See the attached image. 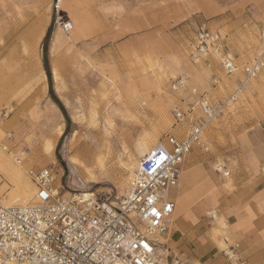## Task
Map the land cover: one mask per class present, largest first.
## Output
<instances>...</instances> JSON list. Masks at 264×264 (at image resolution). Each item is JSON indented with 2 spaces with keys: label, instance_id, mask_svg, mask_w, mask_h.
Wrapping results in <instances>:
<instances>
[{
  "label": "rangeland",
  "instance_id": "1",
  "mask_svg": "<svg viewBox=\"0 0 264 264\" xmlns=\"http://www.w3.org/2000/svg\"><path fill=\"white\" fill-rule=\"evenodd\" d=\"M201 23L222 34L242 66L261 50L264 0H0V151L11 159L25 151L26 171L52 168L56 185L69 190L78 179L90 177L68 161V145L75 135L79 142L73 153L80 152L94 173L92 182L81 187L119 201L133 179L119 161L126 154L142 158L140 137L153 148L168 134H187L188 125L176 123L175 111L185 110L194 98L172 90L173 79H187L214 100L228 97L237 86L235 75L225 73L216 55L199 56L196 37ZM51 25L48 58L54 95L43 62ZM233 37L245 43L246 51L238 53L228 44ZM162 73L167 78L160 77ZM262 118L264 71L210 124L204 135L210 151H192L189 165L201 169L202 179L206 173L225 177L216 169L228 168L227 146ZM226 121L231 126L213 139L212 126ZM46 141L53 144L47 155ZM105 151L108 164L101 171L94 164ZM19 191L24 201L33 197L32 190ZM178 191L181 188L173 194Z\"/></svg>",
  "mask_w": 264,
  "mask_h": 264
},
{
  "label": "built area",
  "instance_id": "2",
  "mask_svg": "<svg viewBox=\"0 0 264 264\" xmlns=\"http://www.w3.org/2000/svg\"><path fill=\"white\" fill-rule=\"evenodd\" d=\"M260 40L262 47L255 58L239 66L222 34L206 23L199 25V56L216 55L227 75L241 68L242 78L233 93L219 100L183 77L173 79L172 90L194 98L185 110L175 111L176 123L188 125L187 134H168L144 155L119 201L99 196L92 187H81V179L66 190L56 185L54 169L29 168L27 175L35 186L33 198L27 203L0 204V264H192L169 253L176 209L173 192L179 187L188 155L196 149L210 151L204 136L208 126L264 71V24ZM25 155V151L17 152L12 160L20 164ZM216 170L223 176L230 174L224 166ZM231 253L225 251L228 257Z\"/></svg>",
  "mask_w": 264,
  "mask_h": 264
},
{
  "label": "crops",
  "instance_id": "3",
  "mask_svg": "<svg viewBox=\"0 0 264 264\" xmlns=\"http://www.w3.org/2000/svg\"><path fill=\"white\" fill-rule=\"evenodd\" d=\"M227 42L238 53L246 51L245 43L237 37ZM57 74V78L54 76L59 79ZM234 75L238 84L241 71L230 77ZM160 77L167 78L166 73ZM231 124L213 125V139ZM227 147L230 160H226V170L230 174L225 177L206 173L202 179L201 169L190 166L186 158L181 191L174 195L169 253L192 264H264V118L255 120L245 133L235 135L234 143ZM26 174V167L16 165L0 151V204L19 202L11 200L21 197L20 187L29 182ZM225 251H232V257Z\"/></svg>",
  "mask_w": 264,
  "mask_h": 264
},
{
  "label": "bare ground",
  "instance_id": "4",
  "mask_svg": "<svg viewBox=\"0 0 264 264\" xmlns=\"http://www.w3.org/2000/svg\"><path fill=\"white\" fill-rule=\"evenodd\" d=\"M61 3H64V0H60V4ZM240 69V68H239ZM238 69V70H239ZM237 72V71H236ZM235 72V73H236ZM55 74V76H56V78L58 77V74L57 73H54ZM111 113V112H110ZM113 117V116H112ZM116 117V116H115ZM92 122H93V120H92ZM108 124L110 125V126H112L113 124H112V121H109L108 122ZM59 133H61V129L59 130ZM73 136V135H72ZM78 142H79V140H76L75 139V135L72 137V139H71V141L69 142L70 144L68 145V152L70 153V156H68V158H69V160L68 161H70V163L72 164V165H75V166H77V167H83L86 171H88V173L90 174V177H88V179L87 180H85V181H83L84 183L85 182H89V183H91L92 182V180H93V178H94V173L92 172V168H91V166L90 167H88L87 165H86V163H85V161L84 160H82V158L80 157V152H77L76 154L75 153H73V150H75L74 148L77 146V144H78ZM138 145H139V155L141 156V157H143L144 155H146L147 153H149L150 151H152L153 149H154V147L156 146H154L153 148L151 147V143L146 139V137L145 136H142V137H140L139 138V140H138ZM137 145V146H138ZM3 149H6V148H3ZM125 150H126V148H124ZM43 150H44V152H45V154L47 155V154H50L51 152H52V150H53V144H52V142H50V141H46L45 143H44V145H43ZM127 153V152H126ZM108 154H109V152H102V153H100V154H98L97 156H96V160H95V164H94V166H97V168H98V170H101V171H103V170H105L106 169V167H107V164H108ZM127 155V157H126V159H122V160H120L119 161V165L120 166H122V168H124V170H126L127 172H128V174H129V179L131 180L133 177H134V173L136 172V169L138 168V164H139V161L140 160H137V158H135V157H133V156H131V155H129V154H126ZM43 155H41V157H42ZM24 160H25V158H24ZM23 160V161H24ZM23 161L20 163V164H16L15 162V164L16 165H20V167H23L24 168V166L23 165H21L22 163H23ZM217 168H219V166H217ZM22 169V168H21ZM27 172V171H26ZM131 177V178H130ZM59 180V179H58ZM56 183V182H55ZM88 184V183H87ZM34 187V184L32 183V181H29L27 184H25L24 185V187H22V190H23V192H24V194L25 193H27V192H29V191H33V192H35L34 190H35V188H33ZM182 189H184V188H182ZM179 192V191H178ZM88 194H89V192H87V196H88ZM33 195H34V193H33ZM180 196V195H179ZM33 198V197H32ZM31 198V199H32ZM30 199V200H31ZM20 200H22V202H20V203H27V202H29L30 200H27V201H24L25 199H24V197H20V198H16L15 200H11V202L13 203V202H17V201H20ZM14 204H19V203H13V204H8V205H3V204H1V205H3V206H10V205H14Z\"/></svg>",
  "mask_w": 264,
  "mask_h": 264
},
{
  "label": "trees",
  "instance_id": "5",
  "mask_svg": "<svg viewBox=\"0 0 264 264\" xmlns=\"http://www.w3.org/2000/svg\"><path fill=\"white\" fill-rule=\"evenodd\" d=\"M51 34H52V25L48 29L47 34L45 36V40H44V58H43V62H44V67H45L47 76H48L49 92H50L51 95H54L53 78H52V72H51V67H50L49 58H48L49 41H50ZM54 100L59 103L58 100H56V99H54ZM59 106L62 108L64 113H66L65 108L60 103H59Z\"/></svg>",
  "mask_w": 264,
  "mask_h": 264
}]
</instances>
